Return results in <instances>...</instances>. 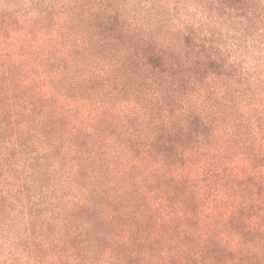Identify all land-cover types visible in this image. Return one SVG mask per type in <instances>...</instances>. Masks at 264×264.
Returning a JSON list of instances; mask_svg holds the SVG:
<instances>
[{"label":"trees","instance_id":"obj_1","mask_svg":"<svg viewBox=\"0 0 264 264\" xmlns=\"http://www.w3.org/2000/svg\"><path fill=\"white\" fill-rule=\"evenodd\" d=\"M0 264H264V0H0Z\"/></svg>","mask_w":264,"mask_h":264}]
</instances>
